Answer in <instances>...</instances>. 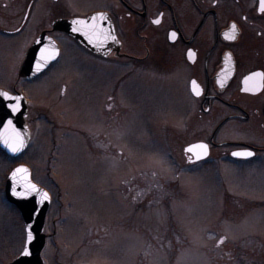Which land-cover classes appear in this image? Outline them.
<instances>
[{"label": "rangeland", "instance_id": "374dc122", "mask_svg": "<svg viewBox=\"0 0 264 264\" xmlns=\"http://www.w3.org/2000/svg\"><path fill=\"white\" fill-rule=\"evenodd\" d=\"M23 42L0 39V88L17 78ZM71 67L18 85L31 139L19 160L0 158V264L25 242L3 193L18 164L52 197L44 264H264V165L233 167L215 151L208 168L188 165L184 147L207 139L217 120L176 113L187 100L177 71L113 60L83 72ZM248 134L227 124L217 139Z\"/></svg>", "mask_w": 264, "mask_h": 264}, {"label": "flooded vegetation", "instance_id": "af4514ba", "mask_svg": "<svg viewBox=\"0 0 264 264\" xmlns=\"http://www.w3.org/2000/svg\"><path fill=\"white\" fill-rule=\"evenodd\" d=\"M262 2L264 0H0V39L24 41L17 78L11 89H2L21 93L19 83L20 87L38 83L58 65L60 68L71 65L83 72L92 62L113 60L118 65H132L154 73L177 71L175 83L186 91L187 100L176 113H199L196 122L202 121V124L203 115L214 113L213 118L217 120L215 129L219 128L212 142L213 132L207 139L195 141L209 145V158L215 151V160L233 167L264 165ZM95 14L110 23L118 43L102 54L84 48L54 26L58 20L87 19ZM43 34L57 44V59L41 76L23 78L19 68L29 48ZM47 57L49 54L42 48L33 57L31 68L38 65L34 60L44 61ZM96 66L92 65L89 73L96 70ZM81 86L78 84L76 95ZM102 93L101 90L99 94ZM227 124L246 129L247 140L219 142L217 133ZM236 152L240 155L232 156ZM184 156L188 165L206 166V161L195 162L187 153Z\"/></svg>", "mask_w": 264, "mask_h": 264}, {"label": "water", "instance_id": "95a60500", "mask_svg": "<svg viewBox=\"0 0 264 264\" xmlns=\"http://www.w3.org/2000/svg\"><path fill=\"white\" fill-rule=\"evenodd\" d=\"M54 26L57 30L71 35L80 45L96 54L106 52L109 46H118L110 23L101 20L100 14L87 19L58 20ZM42 48L46 49L49 57L44 61L34 60L38 65L31 68L33 57ZM58 52V46L51 38L44 34L39 36L28 50L19 75L31 79L40 76L56 60ZM0 93H6L11 98L6 99L0 95V151L9 159L17 160L27 151L31 137L26 125L27 102L20 93L10 94L2 89ZM218 128L214 130L211 142ZM185 152L191 154L196 162L205 160L209 156V145L204 142L192 143L185 147ZM236 154L237 152L232 156L238 157L239 155ZM4 197L6 202L20 213L26 232L22 253L8 264H44L41 251L45 245L46 235L42 231L51 203L50 194L32 181L30 168L20 164L7 175Z\"/></svg>", "mask_w": 264, "mask_h": 264}, {"label": "snow or ice", "instance_id": "6c2138e0", "mask_svg": "<svg viewBox=\"0 0 264 264\" xmlns=\"http://www.w3.org/2000/svg\"><path fill=\"white\" fill-rule=\"evenodd\" d=\"M261 11H264V2H262L261 4ZM0 95H3L6 99H11L10 97L7 96L6 93H0ZM15 110V109H13ZM236 155H240V154H236ZM246 155H251V153H247ZM31 239V237H29Z\"/></svg>", "mask_w": 264, "mask_h": 264}, {"label": "trees", "instance_id": "16d2710c", "mask_svg": "<svg viewBox=\"0 0 264 264\" xmlns=\"http://www.w3.org/2000/svg\"><path fill=\"white\" fill-rule=\"evenodd\" d=\"M0 158L4 159L5 161H9L4 155L3 153L0 152ZM11 163H13V161H10Z\"/></svg>", "mask_w": 264, "mask_h": 264}]
</instances>
